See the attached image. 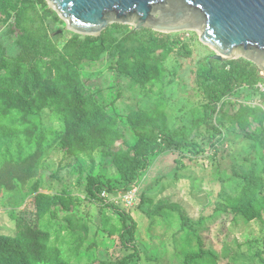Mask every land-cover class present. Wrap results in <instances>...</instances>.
Instances as JSON below:
<instances>
[{
	"label": "trees",
	"instance_id": "16d2710c",
	"mask_svg": "<svg viewBox=\"0 0 264 264\" xmlns=\"http://www.w3.org/2000/svg\"><path fill=\"white\" fill-rule=\"evenodd\" d=\"M64 24L46 0H0V193L15 195L12 207L21 202L19 194L34 195L31 206L36 217L32 223L14 214L15 207L11 209L15 232L0 234V264H73L89 239V222L76 214L80 203L71 192L40 191L42 166L52 150L67 158L83 156L92 166L96 153L112 157L122 183L108 186L90 177L87 192L90 202H104L102 207H111L117 214V207L108 204L102 194L132 190L154 157L167 150L178 153L175 175L181 178L179 172L189 165L204 167L200 158L208 146L217 151L227 140L225 132L243 133L253 141L251 147L256 152L239 168L233 167V175L241 183L236 195L220 194L224 203L221 211L264 223V106L228 100L250 90L247 97L264 103L256 88L264 77L253 63L243 58L219 62L211 55L199 62L198 77L209 88V98L201 109L192 110L190 130L196 129L198 134L178 139L186 129L169 128L163 90L176 82L173 76L177 73L168 70L166 60L182 52L180 38L113 24L100 36L74 33L61 43ZM186 49L189 52L184 56L188 57L191 50ZM107 61L118 74L128 77L132 86H138L141 95L155 97V108H139L123 116L113 111L114 103L101 102L98 92L83 80V70ZM46 111L59 122V129L46 126ZM130 137L135 138L132 144L127 141ZM218 163L211 159L213 166L218 167ZM139 209L147 216L159 215L164 209L177 212L182 229H190L180 204H154L153 198L143 197ZM120 213L111 229L112 217L106 216L105 229L109 236L118 235L125 249L134 250L114 264H131L139 254L137 223L129 214ZM205 253L216 259L198 238V249L187 254L185 264H204ZM258 255L260 263L255 264H264L263 255Z\"/></svg>",
	"mask_w": 264,
	"mask_h": 264
},
{
	"label": "rangeland",
	"instance_id": "374dc122",
	"mask_svg": "<svg viewBox=\"0 0 264 264\" xmlns=\"http://www.w3.org/2000/svg\"><path fill=\"white\" fill-rule=\"evenodd\" d=\"M61 30L65 32L59 39L61 43L74 34L66 30L65 24ZM172 35L180 38L183 44L182 52L174 53L166 60L168 70L177 73L173 76L176 82L169 83L163 90L167 101L166 120L171 129H186L185 134L178 136V139L183 136L191 139L198 134L196 129L190 130L192 110L201 109L210 94L209 88L200 83L199 62L212 55L213 51L199 41V35L195 32ZM186 46L191 50L187 53L190 54L188 57L184 56L189 52ZM94 67L95 70L92 69ZM260 75L262 76L261 72ZM83 80L91 90L98 92L96 97L101 102L105 105L114 103L113 111L123 116L139 108H155V97L152 99L141 95L139 87L132 86L130 79L118 74L108 61L83 70ZM154 92L160 91L154 88ZM251 93L250 90H243L228 97V100L237 104L263 107L264 103L261 104L260 99L252 100L247 97ZM215 118L214 115L212 119ZM45 123L49 128L61 127L48 111L45 113ZM124 126L128 131L127 125ZM129 132L132 135L130 130ZM225 134L227 140L218 146L216 152L207 147V152L200 158L204 167L189 165L179 172L181 178H177L175 160L180 155L173 150H167L152 159L151 165L141 174L132 190L105 193L103 198L108 204L117 207V214L111 207H102L104 202H90L87 192L90 177L100 179L108 186L122 183L119 173L112 165V157L107 158L101 152L96 153L92 166L88 158H67L58 150H52L42 166L40 191L50 194L71 192L80 203L76 214L85 218L90 225L89 239L80 258L73 264H114L134 252L133 249L127 250L122 246L118 235L109 236L108 229H105L106 216L112 217L108 225L111 229L116 225L120 212L129 214L137 223L136 247L139 254L131 264H185L187 254L198 249V238L202 239L204 250L211 251L216 256L214 259L206 253L203 254L204 264L260 263L258 253L264 257V223L246 221L235 217L233 213L222 212L224 203L220 197L225 192L236 195L241 180L233 175V167L239 168L245 158L253 156L256 150L251 147L253 141L245 134ZM132 137L127 139L129 143L135 139ZM212 158L219 162L218 167L211 164ZM33 196L21 193L18 195L21 202L17 206L13 205L17 209L14 214L32 223L36 221L34 208L31 206ZM143 197L153 198L154 204L160 201L180 204L184 208L190 229H182L181 216L177 212L164 209L159 215L143 214L139 209ZM14 198L12 193H0V234L12 235L15 232L16 222L11 218Z\"/></svg>",
	"mask_w": 264,
	"mask_h": 264
},
{
	"label": "water",
	"instance_id": "95a60500",
	"mask_svg": "<svg viewBox=\"0 0 264 264\" xmlns=\"http://www.w3.org/2000/svg\"><path fill=\"white\" fill-rule=\"evenodd\" d=\"M82 36L113 24L163 34L195 32L219 62L245 59L264 77V0H46ZM59 31L58 33H62Z\"/></svg>",
	"mask_w": 264,
	"mask_h": 264
},
{
	"label": "built area",
	"instance_id": "2783aa9c",
	"mask_svg": "<svg viewBox=\"0 0 264 264\" xmlns=\"http://www.w3.org/2000/svg\"><path fill=\"white\" fill-rule=\"evenodd\" d=\"M256 88H257V91L260 93V94H262L263 96H264V81L263 82H260V83H258L257 84V86H256ZM103 197H105L106 196V194L105 193H103V195H102Z\"/></svg>",
	"mask_w": 264,
	"mask_h": 264
}]
</instances>
